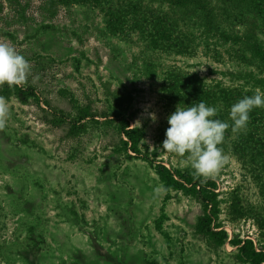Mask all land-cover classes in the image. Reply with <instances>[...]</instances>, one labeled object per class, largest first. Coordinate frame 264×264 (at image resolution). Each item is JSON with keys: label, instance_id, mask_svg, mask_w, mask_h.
I'll return each mask as SVG.
<instances>
[{"label": "rangeland", "instance_id": "obj_1", "mask_svg": "<svg viewBox=\"0 0 264 264\" xmlns=\"http://www.w3.org/2000/svg\"><path fill=\"white\" fill-rule=\"evenodd\" d=\"M0 40L32 65L0 87V264H248L245 240L264 252V108L225 134L213 211L154 197L157 164L192 171L159 150L177 105L231 123L234 103L264 93V0H0ZM206 215L224 244L200 232Z\"/></svg>", "mask_w": 264, "mask_h": 264}, {"label": "clouds", "instance_id": "obj_2", "mask_svg": "<svg viewBox=\"0 0 264 264\" xmlns=\"http://www.w3.org/2000/svg\"><path fill=\"white\" fill-rule=\"evenodd\" d=\"M31 74L30 62L10 42L0 40V87H22ZM38 78L33 77L34 80ZM254 108H264V93L259 89L230 107L231 123L214 119L218 113L217 108L207 106L202 101L185 107L177 105L175 111L167 117L168 128L159 150L181 157L183 164L192 169L194 179L206 182L228 162L229 157L221 147L226 132L231 129L232 133H238L245 129ZM9 116L8 102L0 95V131L6 128ZM150 118L156 121L154 113ZM137 123L140 126V122ZM166 191L163 186L157 187L154 189V197Z\"/></svg>", "mask_w": 264, "mask_h": 264}, {"label": "trees", "instance_id": "obj_3", "mask_svg": "<svg viewBox=\"0 0 264 264\" xmlns=\"http://www.w3.org/2000/svg\"><path fill=\"white\" fill-rule=\"evenodd\" d=\"M68 2V0H65ZM79 2L92 1L93 3L98 2V0H75ZM23 94L22 91L18 90ZM85 118V115H82ZM118 119L122 123V132L128 142L130 143V151L135 154H139L137 148L139 143V137L136 136L133 129H129V123L125 117L120 115L117 111ZM142 160L147 161L144 157ZM156 174L161 182L164 184L167 190H177L196 198V200L203 206L205 210L216 208L215 194L213 190L215 189V183L208 179L206 182H202L200 179H194L192 171L177 172L171 171L162 164L156 165ZM211 217L206 215V218L200 222L199 230L203 235L210 237L217 245H222L227 239V235L224 231H213L210 228ZM237 247L236 259L241 263L248 264H264V252L261 250H255L252 241H236L233 243Z\"/></svg>", "mask_w": 264, "mask_h": 264}]
</instances>
